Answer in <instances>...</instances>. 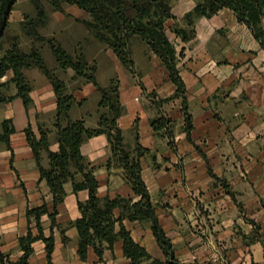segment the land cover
<instances>
[{
  "label": "crops",
  "instance_id": "crops-1",
  "mask_svg": "<svg viewBox=\"0 0 264 264\" xmlns=\"http://www.w3.org/2000/svg\"><path fill=\"white\" fill-rule=\"evenodd\" d=\"M196 4V0L186 1L181 11L174 12L183 17ZM196 30V36L187 42L174 33L180 47L185 46L180 66L193 116L192 140L185 130L182 99L171 98L176 84L160 59L169 95L163 97L164 101L151 102L137 96L143 92L137 86L132 92L120 90L125 110L119 123L127 142L135 145L139 135V142L150 148L142 157L143 176L179 260L198 264H264V47L230 8L212 17H199ZM51 51L56 60L53 68H57L59 75L60 71L70 72L65 80L76 97L70 111L72 118L84 117L87 125L97 126L100 97H89L97 87L76 77L72 67L62 68ZM42 55L50 67L43 50ZM28 69L36 71L32 74ZM24 73L32 84L33 104L27 108L23 98L17 96L0 105V121L12 119L16 128L11 135L14 154L6 145L0 150V194L6 201L5 211H0V235L7 239L12 238L9 234H16L12 242L6 240L0 245L3 252H10L18 245L19 236L27 232V208L52 200L47 181L41 180L25 128L31 124L37 133L40 126L51 128V149L57 151L60 147L53 126L57 109L53 84L39 67L25 68ZM13 75L9 71L2 80L8 81L7 87L12 86L14 95L18 89L11 80ZM71 82L76 84L72 86ZM173 101L180 103L171 110L175 114L169 112L172 124L168 136L155 131L152 119ZM136 121L138 131L134 128ZM82 152L97 165L102 198L135 195L123 168L106 165L112 153L107 134L85 139ZM42 163L50 166L46 151ZM78 179L82 177L79 175ZM65 188L67 195L59 205L58 221L70 240L64 242L60 230L55 229L54 263L128 264L122 239L116 242L114 250L105 251L103 260L92 246L87 259L81 258L79 232L70 222L81 216L79 201L89 198V190L75 192L71 180ZM115 212L119 215L121 210ZM125 224L153 256L164 257L151 220L125 219ZM49 233L50 229H46ZM37 244L41 246L40 264H47L45 243L36 241L35 253Z\"/></svg>",
  "mask_w": 264,
  "mask_h": 264
},
{
  "label": "trees",
  "instance_id": "trees-1",
  "mask_svg": "<svg viewBox=\"0 0 264 264\" xmlns=\"http://www.w3.org/2000/svg\"><path fill=\"white\" fill-rule=\"evenodd\" d=\"M18 0H0V105L15 97L23 98L29 108L33 104L31 96L32 84L24 73L27 67H39L53 84L57 95V109L54 114L53 126L57 133L59 150L51 149V128L39 127L37 133L29 124L25 128L28 142L35 154L41 174L52 193L51 203L45 200L40 205L27 208V232L19 236L21 254L12 258L10 253L0 249V264H31L35 253L34 243L42 240L45 243L47 264H55L53 252L56 246L55 229L61 231L62 239L68 242L70 237L66 229L58 221L59 205L64 202L67 191L65 184L73 182L74 191L89 190V198L79 201L81 216L70 222L79 232L78 253L82 259H87L89 247L95 248L100 260H103L107 249L114 250L118 240H123L124 255L130 260L128 264H198L179 260L174 252L172 239L168 236L157 214V205L153 202L150 190L143 176L142 157L150 152V148L139 142L135 145L126 141L124 129L120 126L119 118L125 107L120 99V84L113 79L109 86H102L97 78V66L88 61L83 53H71L54 37L47 39L60 66L64 69L72 67L76 77H84L92 82L101 92L100 118L97 126L87 125L86 119L72 118L71 108L76 97L67 92V84L55 70L49 67L40 48L33 47L25 51L20 46L18 36L12 37L10 45L5 46L9 16ZM53 7L63 11V3L77 5L85 10L90 18L83 19L84 24L99 41L113 49L119 60L126 68L134 70L135 62L132 57L131 42L134 37L142 39L159 57L169 72L171 81L176 84V91L171 98L182 99L185 114V130L192 140L193 116L188 106L187 86L182 76L181 59L185 55V46L178 49L170 38L167 21L177 19L170 0H50ZM224 8H230L238 20L250 27L254 36L264 47V0H199L196 6L184 16L186 26L175 23L171 26L183 41H189L196 36V19L201 16L212 17ZM40 23H45L46 14L40 12ZM27 29L34 33L33 21ZM37 38H42L35 32ZM13 71L11 78L17 85L16 94H7L8 81L2 78ZM165 100V99H164ZM162 99V101H164ZM172 119L166 114L152 119L156 132L167 133L171 136ZM134 128L138 131L136 121ZM16 131L12 119L0 121V150L5 144L13 151L11 135ZM105 133L111 145V156L106 165L122 167L127 182L134 190V196L117 195L116 197L99 195L100 181L96 174V165L83 154L82 144L85 139ZM48 152L50 166L42 163L43 152ZM13 162V157H12ZM82 179L79 180L78 176ZM139 198L136 200L135 197ZM120 209L119 215L115 210ZM44 215L51 220L50 234L47 235L43 224ZM125 219L132 221L151 220L152 229L163 251L164 257H155L132 235L125 224ZM34 228H37L35 232Z\"/></svg>",
  "mask_w": 264,
  "mask_h": 264
},
{
  "label": "rangeland",
  "instance_id": "rangeland-1",
  "mask_svg": "<svg viewBox=\"0 0 264 264\" xmlns=\"http://www.w3.org/2000/svg\"><path fill=\"white\" fill-rule=\"evenodd\" d=\"M186 1L189 0H170L173 12L181 11L182 7L185 6ZM198 1L199 0H196V2ZM41 11L45 12L47 20L45 23L39 24L38 20L41 16ZM184 16L179 17L177 15L176 20L169 19L167 21L169 36L176 43L178 49H181L182 46L180 47V43L175 40V32L172 31L171 26L175 23L179 24L180 26H186ZM88 18H90V15L77 5L63 3V11H60L53 7L50 0H18L9 16V26L7 30V41L5 42V46L10 45L12 37L18 36L20 40V46L23 50L29 51L33 47L40 48L41 52L43 50V54L48 64L51 68H53L55 67L56 60L47 39L55 37L68 51L74 52V54L78 52L85 54L88 61L97 66L96 73L102 86L107 87L113 79H116L120 84V90L123 89L124 93L126 91L132 92L135 88L134 86H137L143 90V92L139 93L137 96L141 99L142 97H145L151 102H154V100L160 101L164 96L169 95V90L165 88V83L167 80L165 78V69L163 68L159 58L153 54L149 46L143 40L140 38H135L131 42V51L135 62V68L134 70H130L122 64L113 49L109 48L106 44L95 38L87 26H85L83 19ZM31 21H33L35 32H38L42 38H37L35 32L29 33L27 31V29H33V27H30ZM170 23L172 24L170 25ZM187 45L190 46L189 43H187ZM53 69L57 75L66 82L65 79L70 76V72H68V70L64 71L63 73L60 71L61 75H59L57 68ZM35 71L36 70H29L28 72L33 74ZM78 78H82L87 82L84 77ZM70 84L74 86L76 82H71ZM12 91L13 88L9 85L6 88L7 94H11ZM67 92L72 93L69 91L68 85ZM95 96H98L101 99V92L98 89L91 92L89 97ZM177 103L180 102L173 101L172 103H167V110H165L163 107L162 111L159 112L160 115L166 114L169 116V112H173L175 114V112L171 110L174 109L176 105H178ZM162 157L164 156L162 155ZM3 197L4 195L0 194L1 212L5 211L6 204V201L1 199ZM43 224L45 231L46 229L49 230L51 225L50 218L46 217L44 219L43 217ZM34 230L37 232V228H34ZM9 235H12V238L6 239L2 238V235H0V245H2V243H4L6 240L12 242L11 240H13L14 236H16L15 233ZM9 235L5 237H8ZM60 235L62 236L61 231ZM37 251L38 253H35V257L31 258V264H40L41 246L38 244ZM6 253H10V256L16 259L21 254L19 240L18 245L14 246L10 252Z\"/></svg>",
  "mask_w": 264,
  "mask_h": 264
}]
</instances>
